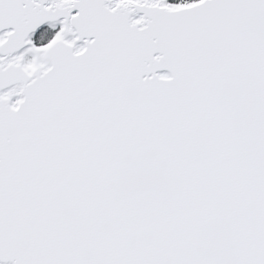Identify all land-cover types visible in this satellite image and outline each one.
Returning <instances> with one entry per match:
<instances>
[{
	"label": "snow or ice",
	"instance_id": "6c2138e0",
	"mask_svg": "<svg viewBox=\"0 0 264 264\" xmlns=\"http://www.w3.org/2000/svg\"><path fill=\"white\" fill-rule=\"evenodd\" d=\"M0 264H264V0H0Z\"/></svg>",
	"mask_w": 264,
	"mask_h": 264
}]
</instances>
